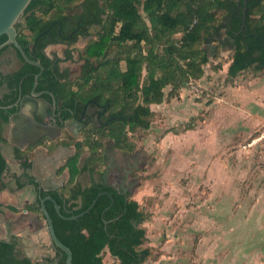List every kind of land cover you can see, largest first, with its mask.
Wrapping results in <instances>:
<instances>
[{"label":"trees","instance_id":"obj_1","mask_svg":"<svg viewBox=\"0 0 264 264\" xmlns=\"http://www.w3.org/2000/svg\"><path fill=\"white\" fill-rule=\"evenodd\" d=\"M82 1L33 0L16 26L18 42L30 58L31 47L39 38L35 54L44 72L37 92L54 94L60 119L81 118L90 103L99 109L98 126L83 123L82 141H74L69 136L64 141L76 148L75 155L64 167L70 172L71 183L80 173L78 162L85 149L94 165L105 163V141H113L114 147L122 152H135V134L130 136V133L136 128L150 129L151 106L163 102L166 88H171L172 96L191 79L203 77V67L210 58L202 46L216 44L213 39L221 38L222 31L234 44L228 77L235 79L250 71L264 73V0H248L244 32V0H107L106 7L101 6L99 0ZM78 7H88L90 12H107L108 26L99 42L81 55L88 60L89 70L84 71L81 80L72 82L67 79L68 72L63 74L53 68V61L44 50L52 42L46 31L54 18ZM7 39L1 37L0 45ZM215 46V51L222 48L219 43ZM18 58L22 67L17 72L7 76L0 74V89L6 86L8 91L0 98L1 124H7L18 111L16 107L1 108L14 106L20 93L23 98L29 97L35 77L40 73V69L25 63L19 53ZM144 73L146 79L142 81ZM43 97L52 101L49 95ZM2 141L0 125V143ZM18 158L25 157L18 155ZM24 167L31 169L29 163ZM6 170L7 163L0 148V182ZM102 192L109 193L114 200L104 218V211L111 205L108 195H103L90 213L76 221L61 219L54 205L46 203L58 239L73 254L72 264H104L106 250L119 264H144L151 256V251L143 248L147 233L143 228L145 215L132 193L105 185L102 180L85 189H68L66 194L40 192L29 210L46 220L40 201L52 197L61 207L62 215L71 218L86 211ZM66 262L67 255L57 249L54 260L41 264ZM0 264L36 263L23 257L18 241L12 239L0 241Z\"/></svg>","mask_w":264,"mask_h":264},{"label":"rangeland","instance_id":"obj_2","mask_svg":"<svg viewBox=\"0 0 264 264\" xmlns=\"http://www.w3.org/2000/svg\"><path fill=\"white\" fill-rule=\"evenodd\" d=\"M203 47V77L166 88L150 129L130 133L135 152L106 164L145 215L144 264H264V73L230 79L229 45ZM104 263L119 264L108 250Z\"/></svg>","mask_w":264,"mask_h":264},{"label":"crops","instance_id":"obj_3","mask_svg":"<svg viewBox=\"0 0 264 264\" xmlns=\"http://www.w3.org/2000/svg\"><path fill=\"white\" fill-rule=\"evenodd\" d=\"M215 45L209 48L215 51ZM226 45H229V51L232 52L229 41L221 44L222 47ZM50 53L47 52L48 55ZM21 67L22 62L12 48L0 59V74L5 76L17 72ZM7 92L6 86L1 87L0 98L2 99ZM51 103L52 101L44 97L24 98V106L16 111L14 114L16 116L7 124L0 122L3 138L0 148L7 163V170L0 182V214L2 215L0 217V236H2L0 241L16 239L22 256L37 262L36 264L54 260L56 251L52 249L46 220L29 210V207L34 204V193L38 198L40 192L63 191L66 194L68 189H85L91 183L102 180L117 188L113 180L117 177V168L113 170L110 167L112 163L106 164L110 159L109 150H112V154L114 152L122 155L131 154L117 150L114 142L108 141L109 143L106 142L104 148L107 156L105 163L94 165L89 161L88 149H85L78 162L80 173L71 183L70 172L64 167L67 161L75 155L76 148L74 144L67 145L64 141H67L68 136L74 141H82L81 129L76 124H71L69 131L55 129L54 125L53 128L44 126L42 122H50L48 112H51ZM107 144L110 147H107ZM18 155L25 158L22 160L18 158ZM25 163H29L31 169H26ZM109 167L113 170L112 180L107 174ZM43 185L59 187V189L45 191L42 188ZM12 209L17 212H13ZM28 252H33L35 255L31 257Z\"/></svg>","mask_w":264,"mask_h":264},{"label":"flooded vegetation","instance_id":"obj_4","mask_svg":"<svg viewBox=\"0 0 264 264\" xmlns=\"http://www.w3.org/2000/svg\"><path fill=\"white\" fill-rule=\"evenodd\" d=\"M83 0L82 2H84ZM100 5L106 7L107 0H99ZM89 6V5H88ZM143 14V13H142ZM108 26L107 12L93 11L90 12L88 7H78L76 10L72 9L71 12H66L64 15L57 16L54 18L52 25L46 31L49 33L50 41H52L44 50L46 56L53 61V68H58L61 73H66L68 81H77L83 78L84 71L89 70V63L87 59L82 58L83 52L87 50L89 46L99 42L101 35L105 32ZM65 27V33L63 28ZM225 31L221 32V38H214L213 42L216 44L228 43L224 36ZM18 40V39H17ZM230 42V40H229ZM2 50L3 53L0 55V59L6 54L11 48ZM13 49V48H12ZM79 50V51H78ZM1 51V52H2ZM50 51H53L50 53ZM50 53V55L47 54ZM17 53V52H16ZM18 55V53H17ZM77 55L78 60L75 59ZM31 59L32 47H31ZM35 61L40 62L35 59ZM79 63L80 70L79 75L76 76L72 72L71 66ZM11 64V63H10ZM12 65V64H11ZM64 65V67H62ZM95 68L97 62L94 64ZM86 120L87 123H92L94 126L99 125V109L93 103H90L87 107ZM107 156L105 155V159ZM123 191L124 193H130L125 191L123 188H116Z\"/></svg>","mask_w":264,"mask_h":264},{"label":"water","instance_id":"obj_5","mask_svg":"<svg viewBox=\"0 0 264 264\" xmlns=\"http://www.w3.org/2000/svg\"><path fill=\"white\" fill-rule=\"evenodd\" d=\"M32 1L33 0H0V38L3 36H6L8 38L5 43L0 45V52L6 48H13L17 53H19L21 55V57L25 63H28V64L35 66L36 68L40 69V73L35 77L32 92H31L30 96L26 97V98L27 99H37V98L43 97L44 95H49L51 97V99H52V103L50 104V108H51L50 111L51 112H48V117H50V122H48V121H46L44 123L42 122V124H44V126H51V128H53V125H54L55 129H60L61 131H69V127L71 126V124H76L79 127V129H82L83 125H84L83 123H86L84 120H86L85 118H86L87 108L84 109L81 118L74 116L73 119L70 121H63L62 119H60L61 113L58 112L59 106H58V102H57V99L54 96V94L50 93V92H37L39 78L42 76V74L44 72V68L42 67L41 63L35 61V59L37 58V56L35 54V48H36V45H37L39 38H37L36 41L34 42V44L32 45L33 59H31L25 53L23 48L20 46V44L17 40L18 32L16 29V26L20 22L22 16L24 15L26 9L29 7V5L31 4ZM244 3H245V10H244V17H243V22H242V32H244L247 17H248V11H249L248 0H244ZM226 41L228 42L229 39H226ZM230 48L233 51L234 44L231 40H230ZM23 106H24V98H23L22 94L20 93V97L18 99V102L14 106H10L7 108L4 107L1 109L7 110V109H12L13 107H16L18 110H20ZM15 116L16 115L11 116L10 119H13ZM104 184L108 185V183L106 181H104ZM42 188L45 191H49V190H53V189L54 190L59 189V187H51V186L47 187L46 185H43ZM103 195H108L111 198V205L103 213V218H104L105 213L112 207V205L114 203L112 195H110L109 193H106V192L100 193L96 197V199L94 200L92 205L86 211H84L83 213H81L78 216H74L71 218H66L62 215L61 207L58 205V203L55 201L54 198L46 197L40 201L41 211L46 218L48 233L50 235V239L52 242V249L54 251L59 249L67 255L66 264H72L73 254L70 251V249L67 248L64 244H62V242L58 239L56 232H55V229H54L52 218H51V216L47 210L46 203L51 202L54 205L56 212L61 219L66 220V221H76V220L82 218L83 216H85L86 214L90 213V211L95 207L98 200ZM37 198L38 197H37L36 193H34V201H33L34 203L37 202V200H38ZM105 225H107L106 222H105Z\"/></svg>","mask_w":264,"mask_h":264}]
</instances>
